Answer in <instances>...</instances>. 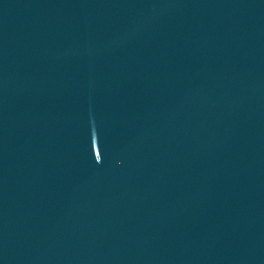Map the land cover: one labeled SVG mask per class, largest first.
Segmentation results:
<instances>
[{"label":"water","instance_id":"obj_1","mask_svg":"<svg viewBox=\"0 0 264 264\" xmlns=\"http://www.w3.org/2000/svg\"><path fill=\"white\" fill-rule=\"evenodd\" d=\"M0 264H264V0H0Z\"/></svg>","mask_w":264,"mask_h":264}]
</instances>
